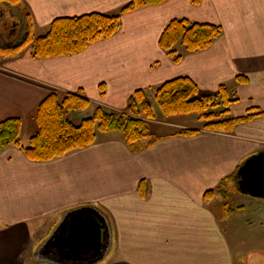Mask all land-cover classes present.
Instances as JSON below:
<instances>
[{"label": "crops", "instance_id": "1", "mask_svg": "<svg viewBox=\"0 0 264 264\" xmlns=\"http://www.w3.org/2000/svg\"><path fill=\"white\" fill-rule=\"evenodd\" d=\"M128 2L18 0L16 5L29 15L38 37L56 18L114 14ZM174 18L219 25L222 31L207 49L181 48L182 59L174 63L158 44ZM238 75L248 81L236 82ZM182 76L204 94H216L224 85L236 99L228 107L231 117L261 114L232 133L189 127L186 118L150 121L159 139L136 151L119 132L99 133L93 145L47 162H32L14 146L0 149V264H89L90 251L62 259L72 252L64 249L59 256L51 239L70 212L84 207L102 216L109 230L107 248L92 264H241L235 257L240 244H264V238L241 242L237 231L251 223L264 228V197L239 188L242 166L264 154V0L197 5L166 0L121 15L117 33L80 53L34 59L27 47L15 57L0 56V122L21 118V142L27 145L23 130L48 89L80 93L92 108L122 111L135 90L153 94L163 82ZM183 128L199 132L175 134ZM46 224L48 233L36 237ZM45 240L50 254L41 247Z\"/></svg>", "mask_w": 264, "mask_h": 264}, {"label": "trees", "instance_id": "2", "mask_svg": "<svg viewBox=\"0 0 264 264\" xmlns=\"http://www.w3.org/2000/svg\"><path fill=\"white\" fill-rule=\"evenodd\" d=\"M166 0H130L118 13H88L74 17L54 19L45 34L35 37L27 14L23 39L19 44L0 45V56L15 57L27 47L31 48L34 59L67 56L84 51L90 44L108 39L121 26V15L147 5H157ZM200 0H191L197 5ZM1 3L17 4L18 0H0ZM219 25L192 22L185 18L170 20L160 34L158 44L167 52L174 63L182 59L180 45L186 52L207 49L221 34ZM179 46V47H180ZM236 82L242 84L247 77L238 75ZM103 95L104 86L101 84ZM224 85L216 94L201 93L197 84L189 77L182 76L167 80L159 85L153 94L137 89L130 96L122 111L108 110L95 106L91 117L78 123L70 120L69 114L86 110L91 102L80 93H63L48 89L34 113L36 130L29 137L27 145L21 142L22 119L8 118L0 122V149L7 146L19 148L32 162H47L81 150L96 142L98 133L119 132L127 146L133 150L151 147L159 137L149 130L150 121L182 115H195L202 122V130L232 133L237 124L252 120L253 113L231 117L228 107L234 103ZM222 110H219V108ZM199 130L185 128L176 135L193 136ZM141 189V187H140ZM142 191V189H141Z\"/></svg>", "mask_w": 264, "mask_h": 264}, {"label": "water", "instance_id": "3", "mask_svg": "<svg viewBox=\"0 0 264 264\" xmlns=\"http://www.w3.org/2000/svg\"><path fill=\"white\" fill-rule=\"evenodd\" d=\"M239 175L242 177L239 182L241 191L255 197H264V154L253 156L245 162ZM108 231L103 217L93 208L84 207L70 212L51 239L52 244L59 250V256H62L60 254L64 249L72 252L73 256L64 255L62 259H70L90 251L92 260L88 263L92 264L103 256L107 248L105 240Z\"/></svg>", "mask_w": 264, "mask_h": 264}, {"label": "rangeland", "instance_id": "4", "mask_svg": "<svg viewBox=\"0 0 264 264\" xmlns=\"http://www.w3.org/2000/svg\"><path fill=\"white\" fill-rule=\"evenodd\" d=\"M0 45L6 46L10 44H19V42L22 41L23 35H24V28L26 24V17L23 15V13L20 12L19 6L16 4H6V3H0ZM12 30L14 35V39L10 41L9 36L12 34ZM11 36V37H12ZM180 45L177 46L178 48H182ZM211 95H214V93H210ZM219 110H222L220 107ZM94 112V107H89L84 111H77L74 113L69 114V118L72 122L78 123L81 119L91 117ZM185 116V117H184ZM174 118V117H173ZM176 118H186L187 123L189 127H195L199 126L202 127V122H199L195 115H182L178 116ZM162 117H158L155 121H160ZM175 120V119H170ZM30 122H27L24 128L23 133V141L28 139L36 130V126L34 121H32V117H30ZM172 128H176L175 126H172ZM157 129L156 125H153L152 123L149 124V130L150 132H155ZM184 129V128H183ZM99 134V133H98ZM250 198V197H249ZM240 233L241 242L246 241H253L256 239H262L264 238V228H257L254 226L253 223H251V227H249L248 224H245L244 227L240 230H237ZM43 232L48 233V224L41 227L36 232V237L40 236V233ZM53 233V232H52ZM45 238H43L44 240ZM47 239V238H46ZM49 239V238H48ZM45 246L48 248L47 254H50L52 249H49V245L47 243V240L44 241L42 244V248ZM107 246V245H106ZM39 246L37 249L34 250L35 258H40V249ZM239 247L241 248L240 252H236V259L241 261V264H264V244L262 245H246V244H240ZM92 260V258H90ZM89 260V261H90ZM240 263V262H239Z\"/></svg>", "mask_w": 264, "mask_h": 264}]
</instances>
